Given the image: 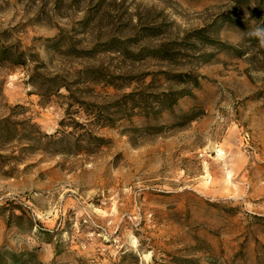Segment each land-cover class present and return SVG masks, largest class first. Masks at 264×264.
Wrapping results in <instances>:
<instances>
[{
    "label": "rangeland",
    "instance_id": "1",
    "mask_svg": "<svg viewBox=\"0 0 264 264\" xmlns=\"http://www.w3.org/2000/svg\"><path fill=\"white\" fill-rule=\"evenodd\" d=\"M264 0H0V264H264Z\"/></svg>",
    "mask_w": 264,
    "mask_h": 264
},
{
    "label": "clouds",
    "instance_id": "2",
    "mask_svg": "<svg viewBox=\"0 0 264 264\" xmlns=\"http://www.w3.org/2000/svg\"><path fill=\"white\" fill-rule=\"evenodd\" d=\"M254 34L257 36H264V29H256ZM261 44L264 45V40H261Z\"/></svg>",
    "mask_w": 264,
    "mask_h": 264
}]
</instances>
